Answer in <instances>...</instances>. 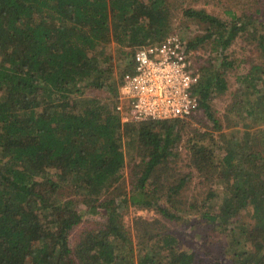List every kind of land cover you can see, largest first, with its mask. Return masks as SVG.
I'll list each match as a JSON object with an SVG mask.
<instances>
[{"label": "trees", "instance_id": "1", "mask_svg": "<svg viewBox=\"0 0 264 264\" xmlns=\"http://www.w3.org/2000/svg\"><path fill=\"white\" fill-rule=\"evenodd\" d=\"M229 11L227 21L185 9L205 22L191 48L211 44L217 52L199 64L195 87L198 111L214 131L221 133L223 122L211 98L229 90L226 74L235 65L228 48L243 34L260 55L237 77L224 112L226 126L236 130L219 146L210 140L214 131L194 123L197 111L123 122L116 108L135 48L170 31L168 0H0V264H264V14ZM114 49L126 60L115 85ZM103 87L114 98L86 93ZM181 125L212 196L203 216L222 236L233 229L229 261H198L157 217L135 216V233L125 224L130 205L179 220L195 211L181 198L192 171L167 184L161 178ZM127 161L132 187L125 193ZM112 186H121L117 196L100 200ZM249 206L254 224L236 223ZM99 208L105 216L84 224L72 244V229L89 220L86 213L95 219Z\"/></svg>", "mask_w": 264, "mask_h": 264}, {"label": "rangeland", "instance_id": "2", "mask_svg": "<svg viewBox=\"0 0 264 264\" xmlns=\"http://www.w3.org/2000/svg\"><path fill=\"white\" fill-rule=\"evenodd\" d=\"M169 7L172 13L170 32L177 31L181 35L190 39L191 37L203 33L205 28V22L200 21L198 18L190 16L185 13V9L188 7L196 9H205L208 12H213L218 16L222 17L224 20L229 21L231 19V12L229 10L233 9L234 12L239 13L242 10L248 12H258L259 15L264 14V0H168ZM114 44V42H112ZM209 52H213L216 55V51L212 50L211 44H208L206 49L204 46H198L195 50V60L197 65L201 64ZM118 52L113 50V57L111 66L114 74V85L119 84L120 71L126 65V60L123 59ZM229 58L235 60V65L233 68H230L227 71V78L229 81V90L224 94H218L217 96L213 95L211 102L217 110V114L222 117V129L221 133L219 131H214L212 129V123L204 114L203 111H197V118L193 117L195 120L194 123L198 124L202 130L214 131L210 140L218 141L217 145L222 146L230 136L235 132V128H228L226 126V121L224 118V112L226 110L227 104L232 100L234 93L233 91L237 90L240 83L238 82V75L246 72L250 67V58H255L260 60V55L256 50L254 42L249 41L245 35L241 34L233 42V44L227 50ZM87 95L97 96L100 98L108 99L110 97L114 98L113 91L109 90L107 87L91 89L88 90ZM181 128V136L178 138L175 144V151L165 158L166 163L163 164V172L161 178L164 184H167V181H172L184 174L185 172L192 171V179L189 185L184 188V192L181 195L182 200L186 201L189 204L195 206V211H190L185 218L171 219L161 215L154 208H139L134 205H130L124 213V221L127 227L132 233H135V227L133 225L134 218L137 215H142L146 218H159L165 222L169 230L177 233L181 247L192 251L196 254V259L201 262L209 263L216 261L218 259L224 258V260L229 261L230 258L228 252H226L227 244L231 240L233 235V229L229 228L225 235L222 236L221 230L214 229L212 225L207 221L203 216L204 206L212 200V196H209V184L205 182L201 177L200 171L192 163V155L186 144V138L189 135V131L186 127ZM240 129V128H239ZM224 134V135H223ZM239 134V131H238ZM168 168H165L167 167ZM123 183L122 186L123 192H128L132 187V178H131V169L129 161H127L126 166L123 169ZM165 175V176H164ZM65 189V188H64ZM63 189V190H64ZM121 186L114 187L112 186L109 190L101 197L100 200L106 197H115L119 193ZM121 197V196H119ZM214 203L217 202L216 197ZM221 203L219 201L218 205ZM217 205V206H218ZM86 207L83 203L80 204V208ZM101 208L98 209L99 214H94L95 219H92V214L86 213L84 215L85 219L78 226H75L70 234V240L72 244H75L78 236L79 229L88 225L89 222L96 220V218L105 216L104 210L101 212ZM254 208L251 206L242 209V211L237 214L233 219L236 220V223H247L252 226L255 222ZM98 216V217H96ZM249 226V227H250ZM232 227V226H231ZM240 230V226L238 227ZM246 236L242 239V245L248 244L245 239ZM249 241V240H248ZM250 242V241H249ZM225 252V254H224ZM228 258V259H227Z\"/></svg>", "mask_w": 264, "mask_h": 264}, {"label": "built area", "instance_id": "3", "mask_svg": "<svg viewBox=\"0 0 264 264\" xmlns=\"http://www.w3.org/2000/svg\"><path fill=\"white\" fill-rule=\"evenodd\" d=\"M189 39L177 31L138 45L124 73L116 108L123 122L188 117L200 109V68Z\"/></svg>", "mask_w": 264, "mask_h": 264}]
</instances>
